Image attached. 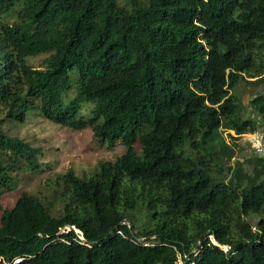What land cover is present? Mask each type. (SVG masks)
<instances>
[{
    "label": "trees",
    "instance_id": "obj_1",
    "mask_svg": "<svg viewBox=\"0 0 264 264\" xmlns=\"http://www.w3.org/2000/svg\"><path fill=\"white\" fill-rule=\"evenodd\" d=\"M32 113L126 150L0 204V264H264V155L235 142L264 128V0H0V197L41 167L4 128Z\"/></svg>",
    "mask_w": 264,
    "mask_h": 264
},
{
    "label": "rangeland",
    "instance_id": "obj_2",
    "mask_svg": "<svg viewBox=\"0 0 264 264\" xmlns=\"http://www.w3.org/2000/svg\"><path fill=\"white\" fill-rule=\"evenodd\" d=\"M41 60L42 57H29L27 62L39 66ZM259 89V87L242 82L236 86L234 92L237 97L242 99L241 116L263 122L261 115L253 111L249 105L250 99ZM77 92L78 74L74 70L71 72V88L63 94L64 100L69 102L77 95ZM94 107V100L84 99L81 103L80 115L90 116ZM4 128L10 134L30 139L37 147L42 149V154L39 157L40 169L21 172L17 176V187L14 190L6 189L2 194L0 204L3 207L13 206L16 199L24 191L35 194H50L55 189V181L58 175L65 174L71 169L80 176L86 175L89 177L99 170L102 162L115 161L126 150L121 143L113 149H106L94 137L91 128L75 130L58 125L35 113H32L27 121L22 124L15 121L6 122ZM257 131L264 133V128H258ZM231 132L234 133V131ZM223 135L227 141L232 142L228 131H224ZM235 142L238 156L241 155L242 157L243 154L247 153L245 148L249 146L244 136L239 137ZM234 162L235 159L232 160V163ZM1 213L2 210L0 209V219ZM68 228L70 227L68 226ZM76 232L80 233L79 230ZM211 239L214 241L213 238Z\"/></svg>",
    "mask_w": 264,
    "mask_h": 264
},
{
    "label": "built area",
    "instance_id": "obj_3",
    "mask_svg": "<svg viewBox=\"0 0 264 264\" xmlns=\"http://www.w3.org/2000/svg\"><path fill=\"white\" fill-rule=\"evenodd\" d=\"M243 136L250 149L257 155H264V133L254 131L245 133Z\"/></svg>",
    "mask_w": 264,
    "mask_h": 264
},
{
    "label": "water",
    "instance_id": "obj_4",
    "mask_svg": "<svg viewBox=\"0 0 264 264\" xmlns=\"http://www.w3.org/2000/svg\"><path fill=\"white\" fill-rule=\"evenodd\" d=\"M197 163H198V166H197V169H196V170H197V172H201V170H202L203 168H202V166L200 165L199 160H197ZM69 227H70V228H69L70 230H75V231L78 230V229H76V227H74V226H69ZM81 239L85 241V239H84L83 236L81 237ZM214 240L216 241L215 238H214Z\"/></svg>",
    "mask_w": 264,
    "mask_h": 264
},
{
    "label": "clouds",
    "instance_id": "obj_5",
    "mask_svg": "<svg viewBox=\"0 0 264 264\" xmlns=\"http://www.w3.org/2000/svg\"><path fill=\"white\" fill-rule=\"evenodd\" d=\"M225 249H227V248H225Z\"/></svg>",
    "mask_w": 264,
    "mask_h": 264
}]
</instances>
